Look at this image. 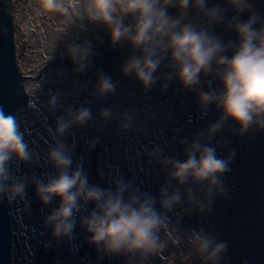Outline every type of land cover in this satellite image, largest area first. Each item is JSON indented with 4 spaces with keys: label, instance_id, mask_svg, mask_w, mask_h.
I'll return each instance as SVG.
<instances>
[{
    "label": "clouds",
    "instance_id": "clouds-1",
    "mask_svg": "<svg viewBox=\"0 0 264 264\" xmlns=\"http://www.w3.org/2000/svg\"><path fill=\"white\" fill-rule=\"evenodd\" d=\"M262 5L264 0H29L36 16L55 14L62 19L52 59L59 53L72 66V76L87 74L97 57L96 42H107L124 57L119 74L144 95L157 85L164 92L175 84L179 93L194 98L200 121L213 113L216 118L181 138L178 152L168 154L159 145L145 148L148 162L164 174L153 195L111 166L107 173L98 171L101 182H92L84 156H76L73 129L115 123L116 132L126 134L136 126L135 109L117 113L101 107L93 116L90 106L63 107L61 96H54L48 111L63 110L47 129L49 143L41 157L25 139L23 109L10 112L0 104V202L30 212L32 188L51 240L70 244L79 226L98 261L118 258L122 264H150L171 242H186L201 264H222L227 242L203 227L183 229L180 220L195 213L207 215L217 197H228L223 177L235 153L220 157L214 144L226 125L239 136L264 132ZM92 76L94 82L83 79L78 86L90 88L93 101L116 94L119 80L102 70ZM24 87L17 90L18 96H25ZM42 90L32 92L27 106ZM85 143L84 152L90 155L99 138ZM25 168L45 171L30 175Z\"/></svg>",
    "mask_w": 264,
    "mask_h": 264
},
{
    "label": "flooded vegetation",
    "instance_id": "flooded-vegetation-1",
    "mask_svg": "<svg viewBox=\"0 0 264 264\" xmlns=\"http://www.w3.org/2000/svg\"><path fill=\"white\" fill-rule=\"evenodd\" d=\"M121 80L125 83V87L129 88L127 90L129 93H123L122 98H125V100L120 98V109H135L139 113L136 126L126 134L117 133L115 123L107 127H85L80 130L73 129L78 140L76 156H84L85 170L94 183L101 182L98 177V171L104 169L107 173L109 166H111L113 169L119 168L125 179L134 180L143 191L149 192L148 180L155 181L156 188L159 189L160 185L163 183L164 174L160 172L155 165L148 162L144 151L145 148L147 147L150 149L154 145H159L161 148H164L168 154L178 152L180 148L179 140L184 136H191L200 129L206 127L207 123L216 118V113H213L207 120L200 121L198 119L194 98L187 93H179L177 95V87L175 84L171 85L169 89L164 92H162L159 85H157L151 94L144 95L134 82L130 83V79L121 76ZM130 87L133 88L130 89ZM135 89L139 91L140 94L134 93ZM90 91L89 89V93L85 94L82 98H77L75 93H67V95H65L67 99H62L63 107L69 106L68 102H72L75 107L94 104V107H90L93 116H95L97 112L96 101H93ZM129 98L132 99L131 102L128 100ZM106 106L107 104L103 107ZM63 107H58L57 111L62 113ZM27 113L36 119L38 122V129L33 132H27L25 139L29 142L33 150L42 157L46 149L42 151L41 155L37 151V148L43 145L48 146L49 139L47 136V129L49 126H54V122L49 120V116L55 119L57 114L55 112L51 114L49 111L46 113L41 112L38 115H33L30 112ZM149 117L153 118L149 119ZM43 123L47 124L43 125ZM226 127V133L224 129L214 142L217 145L218 156L227 158L229 153H235L230 164V171L223 177L226 181L229 180V186L225 185L229 197L227 198V203L221 202L222 205H225V211H227V208L234 213L240 205L250 209L254 207L255 205L251 202V199L256 200L258 203H263L264 189L256 191L251 188V191L247 190V188L250 187V183L253 181L260 182L262 178H260L261 174L254 176L248 171L246 175L250 174L249 180L241 179V177L239 179L237 178L238 173H235L234 169L236 166H241L243 158H245V151L239 150L243 147L245 136L241 143L239 141L240 136L235 133L231 124L226 125ZM187 129L193 130V133L190 135L189 132H185ZM259 134L260 133H257L255 137H258L257 135ZM97 137L99 138L97 147L90 155L86 154L84 152V148L86 147L85 141ZM225 140L228 143L227 146L222 144ZM217 141L219 142L218 144ZM254 141L260 145L262 144L261 141L255 138L252 142ZM252 142L244 146L248 145V147H250ZM246 164L248 165V160ZM24 170L30 175H39L45 171L44 168H32L34 171L26 168L23 169V171ZM148 170L149 173H147ZM244 170L245 168L241 171L244 172ZM261 172V176H263L264 170L262 169ZM144 173L146 177H143ZM233 178L235 182L231 184L230 181H232ZM259 182H257V184ZM103 183L104 186H107V175ZM246 184L247 186H245ZM244 187L245 190H243ZM32 193L33 189L29 188L28 196L29 199L32 200L30 212L25 211L23 207L8 205V212L10 215L9 222L11 231L13 232V243L10 250L9 264H98V260L94 256V253H92L94 249L92 247L90 249L87 248V250L84 249L87 237L79 226H77L75 237L70 244H66L63 241L55 242L51 240L50 233L42 227L43 214L40 205L37 206L34 203ZM251 194H253V197L248 199ZM262 195L263 198L261 199L260 196ZM229 202L235 204L228 206ZM49 210L50 209H46L45 211ZM217 212L218 207L216 208V213ZM216 213L214 215H216ZM246 216L244 215L243 218L244 223H246ZM25 248L27 250H25ZM156 257H154V259ZM114 260L115 259L109 260L105 258L103 263L111 264ZM1 264L4 263L2 262ZM118 264L122 263L118 261Z\"/></svg>",
    "mask_w": 264,
    "mask_h": 264
},
{
    "label": "bare ground",
    "instance_id": "bare-ground-1",
    "mask_svg": "<svg viewBox=\"0 0 264 264\" xmlns=\"http://www.w3.org/2000/svg\"><path fill=\"white\" fill-rule=\"evenodd\" d=\"M18 3H19V0L15 1V4H14L15 15H16L17 21L20 22L21 24H23L25 31L28 32L29 34L34 32V39L31 40L30 43L34 44V46L38 49V54H49L51 61H53V59H52L53 50L55 49V47L58 43L57 38L59 35H61V29L64 27L62 19L60 17L56 16L55 14H47V16H49L51 18V20L45 19V17L42 15L36 16L33 13L32 9L29 7V0H25V3L23 2V5L25 7L24 11H27V15H25L23 18H20L18 15V11L16 9V6L18 5ZM262 6H264V5H262ZM20 35L22 36V38L26 37V34H24V31H22L20 33ZM98 43L103 45V46L107 44V43L105 44V42L104 43L98 42ZM116 53H117L116 57H117L118 61L111 60L112 62L110 64V70L114 74L115 79L119 80V86L117 88V92L115 95L110 96L103 101H96L97 112L105 104H107L106 107H111L114 111H117V112L125 111L122 108L120 109V98H122L123 93H125V94L129 93L127 91L129 88L125 87V83L122 82L121 75L118 72V66L123 63L124 57L121 55V50L116 49ZM56 58H57V56H56ZM41 66L42 65L34 67L26 61L23 65V67L25 68L26 71L30 70L31 72L34 73V74H32L33 76H36L35 73L39 71V68ZM62 67H64V66H62ZM61 68L60 69H52V71H54V74L51 76V78L53 80L57 81V80L65 77V74ZM64 71L67 72V70H64ZM93 72H94L93 70L92 71L90 70L85 75V77L80 78L73 85L69 86L67 88L68 92L71 89H73V91H71V92L75 93L77 95V98H82V97H84L85 94H88L89 90H87V91L82 90L79 88L78 85H79L80 80H83V79L91 80ZM130 81H131L130 83H133V81L131 79H130ZM24 84L26 85V82H24ZM131 85H134V84H131ZM131 88H133V87H130V89ZM37 89L38 88H36V87H32L31 90H32V92H34ZM25 91L27 93H29L27 91V87H25ZM134 93L140 94V92L136 91V89L134 90ZM176 94L177 95L179 94L178 90H176ZM122 99L125 100V98H122ZM68 105L75 107V105L72 104V102H68ZM49 120L51 122H54V117L49 116ZM74 130H76V129H74ZM226 130H227V127L225 128V133H226ZM185 132H189V134L191 135L193 133V130L187 129V131L185 130ZM249 134H250V132L240 136L239 141L241 143H242V139L244 138V136H245V139L243 142V147L240 148L239 150L247 151V156L249 158H247L246 161L248 160V165H251V166H253L254 169H257V167L261 165L260 159L264 156V149L260 148V146H259L260 144L256 143V141L252 142L250 147H248V145L244 146L247 143V137L246 136L250 137ZM229 137H230V132H229ZM260 138H261V132L256 139L259 140ZM214 144H215V142H214ZM222 144L224 146L228 145L226 140L223 141ZM47 147L48 146H44V145L40 146L39 148H37V151L42 155V151L45 149L47 150ZM32 171H34V170H32ZM147 173H149V170ZM249 173H250V171H249ZM143 177H146L145 173H144ZM223 180H224V184L226 186H229V180L226 181L225 178H223ZM230 182H231V184L234 183L235 182L234 178ZM257 182H259V181H257ZM148 183H149L148 184L149 192L152 193L153 195L157 194L158 189L156 188L155 181L148 180ZM245 186H247V184ZM243 190H245V187L243 188ZM252 197H253V194H251L248 199H250ZM260 198L262 199L263 195L260 196ZM221 202L227 203V198L217 197L215 200V203H214V207L212 208V210L207 215L195 213V214L190 215V216L189 215L184 216L180 220L181 227L183 229L203 227L204 229L209 230L210 232L214 231V233H218L220 235L221 240L224 241L226 238H227V240L230 239L228 233H226V230H225V227L230 225L232 227V238H231L232 244H230V246H229V251L233 250L232 247H234L235 250L237 251L238 249H240L239 246H242V249H240L242 251H248V250L252 251L253 249H256L258 260H259L260 264H264V202L258 203L256 200L251 199V202L255 205L254 207H252L250 209V208L244 207L243 205H240L235 210L234 214L239 219L244 218V215H247L246 219H245L246 223H244L243 226L238 225L237 222L235 224H233L232 221H229L228 217L226 215H224V213H225V207L224 206L225 205H222ZM232 204H235V203L229 202L228 206H230ZM217 207H218V218L219 219H216L217 226L212 228L211 223H208V220H211L212 218L215 219L214 218V212L216 211L215 208H217ZM218 221H221L223 223H219ZM180 235L183 236L182 230H181ZM86 241L87 240H85V245H84L85 250H87V248L88 249L91 248L86 243ZM188 251H190V248L186 242L182 243V244H177L175 242H171L169 244V247L167 248V250L158 254L155 259L153 258L150 261V264H193L192 258L189 259L188 261H185V262L183 261V258L185 256L182 253H187ZM92 253H94V256L97 259L95 250ZM118 261L122 263V261L120 259L115 258V260L113 262H111V264H115V263L118 264ZM244 261H246L247 264H250L248 259H245ZM97 263L98 264H104L103 261H98Z\"/></svg>",
    "mask_w": 264,
    "mask_h": 264
},
{
    "label": "rangeland",
    "instance_id": "rangeland-1",
    "mask_svg": "<svg viewBox=\"0 0 264 264\" xmlns=\"http://www.w3.org/2000/svg\"><path fill=\"white\" fill-rule=\"evenodd\" d=\"M14 1H18V0H14ZM23 2L25 3V0H19L18 5L16 6V9L18 11V15L20 18H23L25 15H27V11H24L25 7L23 5ZM8 3L14 9L13 10L14 24H16V26H15V41H16V51H17L18 60L23 65L26 61L29 64H31L32 66L36 67L37 65L40 64V61L43 58H46V57L48 58V57H50V55L49 54H38V49L34 46V44L30 43V41L34 39V32L29 34L28 32L25 31L23 24H21L20 22L17 21L16 15H15V6L13 4H11L10 2H8ZM42 16H44L45 19L51 20V18L49 16H47V14H44ZM22 31H24V34H26V37L22 38V36L20 35V33ZM50 60H51V58H50ZM62 66H64L67 70V74H66L67 77L65 80L55 81L51 77H47V75L50 72H52V75L54 74V71H52V69H60ZM43 67H44V69L42 71L35 73L36 76H33L31 73H26L25 75L28 77V80L26 81V87H27V91L29 92L30 95L32 94V90H31L32 87L40 88L41 86H43L42 92L38 95L39 103H34L33 100L31 103H34L36 106L40 107L42 113H46V112H48V106L50 104L51 98H53L54 96L60 95L61 98L63 99V97H65L63 95H67V91H66L67 88L69 86L73 85L80 78L85 77L86 74L84 76L78 77V78L72 76L70 74V72L72 70V66L66 60H62L59 57V53L57 54V58L54 61H52V62L47 61V63H45L43 65ZM23 71H26L24 67H23ZM91 71H92V69H91ZM91 80H93V76H92ZM128 100H130V102L132 101V99H130V98ZM87 106L94 107V104H87ZM55 113L57 115L61 114V112H59V111H56ZM20 116H21V120H22V130H25L26 133L27 132H33V131L38 129L37 128L38 122L36 121L35 118H33L31 115H29L27 112H25V107H23V111L20 112ZM43 125H45V124H43ZM257 133H260V132L250 131V134H249L250 137L247 136V143L246 144L251 143L254 138L256 139L257 137H255V136ZM257 136H259V135H257ZM259 141L262 142V144L259 145L260 148L264 149V132H261V138L259 139ZM244 157L245 158H243L242 165L238 166V167L236 166L234 169L235 173H238L237 178L239 179L241 177V179L249 180L250 174H252L254 176H257L259 174L262 175L261 170L262 169L264 170V156L261 159L259 158L261 161V165L257 167L258 169H254L253 166L246 164V158H249L247 156V151L244 152ZM244 168H245V170H244V172H242L241 170ZM248 171H250V174L246 175ZM24 172H26V171L24 170ZM261 175H260V178L261 177L262 178H261L260 182L258 184L256 181H253L252 183H250V187L247 188L248 191H251V188L255 189L256 191H258L260 189H264V173H263V176H261ZM253 186H256V187H253ZM228 197H229V195H228ZM213 207H214V205H213ZM226 210L227 211H225L224 215H226L228 217L229 221H232L233 224H235L237 222V224L240 226L244 225L243 218L239 219L233 212L229 211L227 208H226ZM215 213H216V211H215ZM214 218L215 219L212 218L211 220H208V223H211L212 228L217 226L216 219H219L218 218V212L216 213V215H214ZM218 222L223 223L221 221H218ZM225 230H226V233H228L230 239L227 240V238H226L224 241L227 242V246L229 247L230 244H232V241H231L232 227L230 225L226 226ZM34 231H35V229H34ZM206 231L210 232L209 230H206ZM210 233L217 236L221 240L220 235L218 233H214V231L210 232ZM239 248L242 249V246H239ZM232 249L233 250H230L226 253V256L224 259L225 262L231 261L235 258L240 257L238 255V252L235 250V248L232 247ZM253 251H255V255H252L250 259H251V261L258 263L259 260H258L256 249H253L251 251V253H253ZM182 254L185 256L184 258L182 257L184 262L188 261L189 259L192 258L193 264H201V262L198 259H196L194 256L190 255V251H188L187 253H182ZM242 262H243L242 259H238L233 264H241Z\"/></svg>",
    "mask_w": 264,
    "mask_h": 264
},
{
    "label": "water",
    "instance_id": "water-1",
    "mask_svg": "<svg viewBox=\"0 0 264 264\" xmlns=\"http://www.w3.org/2000/svg\"><path fill=\"white\" fill-rule=\"evenodd\" d=\"M12 7L7 4V0H0V104L5 105L10 112H15L23 106L29 104V94L25 91V96H18L17 90L26 82L18 67L14 19ZM11 13V15H9ZM97 57L93 64V70H102L114 80L115 77L110 70L111 60L118 61L116 50L111 49L107 43L104 47L95 44ZM94 82V79H93ZM38 206L39 203L33 200ZM11 246V226L8 215L7 202H0V264H9Z\"/></svg>",
    "mask_w": 264,
    "mask_h": 264
}]
</instances>
